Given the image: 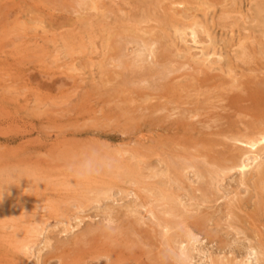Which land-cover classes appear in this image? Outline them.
Here are the masks:
<instances>
[{"label":"rangeland","instance_id":"1","mask_svg":"<svg viewBox=\"0 0 264 264\" xmlns=\"http://www.w3.org/2000/svg\"><path fill=\"white\" fill-rule=\"evenodd\" d=\"M80 1L0 0V264H264V0Z\"/></svg>","mask_w":264,"mask_h":264},{"label":"bare ground","instance_id":"2","mask_svg":"<svg viewBox=\"0 0 264 264\" xmlns=\"http://www.w3.org/2000/svg\"><path fill=\"white\" fill-rule=\"evenodd\" d=\"M79 1H80V0H78V2H79ZM82 1H83V0H82ZM206 1H207V0H206ZM80 2H81V1H80ZM80 2H79V3H80ZM96 2H98V1H96ZM81 3H82V2H81ZM81 3H80V4H81ZM90 3H91V2H90ZM98 3L100 4V1H99ZM91 4H92V5H91V8H92V9H96L97 6L100 7L99 4H98V5H95L93 1H92ZM179 5H180V4H179ZM204 6H205V5H204ZM156 7H157V5H156ZM102 9H103V8H102ZM104 10H105V9H104ZM257 10H258V9H257ZM96 11H97V12L99 11V13H100V9H99V10L96 9ZM101 11H102V10H101ZM99 13H98V14H99ZM102 13H103V12H102ZM227 13H228V12H227ZM229 13H230V12H229ZM259 13H260V11H259ZM262 13H263V11H262ZM94 14L96 15L97 13L95 12ZM256 14H258V13H256ZM82 15H83V14H82ZM85 15H87V14H85ZM105 15H106V14H104V16H105ZM172 15H173V14H172ZM93 16H94V15H93ZM99 16H100V15H99ZM99 16H98V22L100 23V21H99V20H100V19H99ZM101 16H102V15H101ZM101 16H100V18H101V21H102V18H103V19H105V18H104V17H101ZM107 16H108V15H107ZM169 16H170V15H169ZM256 16H257V15H256ZM88 17H89V16H88ZM146 17H147V16H146ZM186 18H187V17H186ZM225 18H226V17H225ZM144 20H145V19H144ZM196 20H197V19H196ZM258 21H259V19H258ZM261 21H262V20H261ZM166 22H167V21H166ZM170 22H171V21H170ZM196 22H197V21H196ZM96 23H97V20H96ZM102 23H103V22H102ZM164 23H165V21H164ZM164 23H163V24H164ZM167 23H168V22H167ZM175 23H176V22H175ZM193 23H194V22H193ZM232 23H233V22H232ZM88 24H89V23H88ZM92 24H93V23H92ZM100 24H101V23H100ZM107 24H109V23H107ZM120 24H122V23H120ZM169 24H170V23H169ZM194 24H195V23H194ZM194 24H193V25H194ZM94 25H96V24H94ZM94 25H93V26H94ZM104 25H105V24H104ZM126 25H127V24H126ZM195 25H196V24H195ZM99 26H100V25H99ZM102 26H103V25H102ZM110 26H112V25H110ZM115 26H116V23H115ZM122 26H123V25H122ZM122 26H121V27H122ZM166 26H167V24H166ZM166 26H165V28H166ZM232 26H233V25H232ZM104 27H105V26H104ZM106 27H107V26H106ZM117 27H118V26H117ZM168 27H169V26H168ZM186 27H187V26H186ZM186 27H183L184 30H185ZM190 27H191V26H190ZM97 28H98V23H97ZM100 28H101V27H100ZM107 28H108V27H107ZM137 28H138V27H137ZM162 28H163V27H162ZM177 28H178V25H177ZM193 28H194V27H193ZM193 28H191L190 30H191V34H192L193 37L195 38V35L197 34V32L194 30L195 28H194V29H193ZM204 28H205V26H204ZM107 30H108V29H107ZM112 30H113V29H112ZM136 30H137V29H136ZM161 30H162V29H161ZM167 30H168V29H167ZM177 30H178V29H177ZM196 30H197V28H196ZM110 31H111V30H110ZM115 31H116V30H115ZM230 31H231V30H230ZM92 32H93V31H92ZM105 32H106V31H105ZM184 32H185V31H184ZM124 33H125V32H124ZM126 33H127V32H126ZM135 33H137V32H135ZM160 33H161V32H160ZM109 34H110V33H109ZM129 34H130V33H129ZM129 34H128V35H129ZM131 34H133V32H132ZM137 34H139V33H137ZM182 34H183V33H182ZM209 34H210V33H209ZM128 35H126V36H128ZM134 35H135V34H134ZM126 36H125V37H126ZM137 36H138V35H137ZM161 36H162V35H161ZM196 36H197V35H196ZM103 37H104V35H103ZM129 37H130V36H128V39H127V40H129V39L131 38V37H130V38H129ZM139 37H140V36H139ZM139 37H138V38H139ZM245 38H246V37H245ZM247 38H248V37H247ZM199 39H200V38H199ZM108 40H109V39H108ZM127 40H126V42H127ZM139 40H141V39H136V40H134V41H139ZM194 40H195V39H194ZM118 41H119V40H118ZM122 41H123V39H122ZM134 41H133V42H134ZM152 41H153V40H152ZM243 41H245L244 38H243ZM246 41H247V39H246ZM246 41H245V42H246ZM119 42H120V41H119ZM126 42L124 41L125 44H126ZM139 42H140V41H139ZM141 42H142V41H141ZM150 42H151V41H150ZM155 42H156V41H155ZM127 43L129 44V42H127ZM131 43H132V42H131ZM209 43H210V42H209ZM211 43H212V42H211ZM213 43H214V42H213ZM243 43H244V42H243ZM250 43H251V42H250ZM125 44H124V45H125ZM128 44H127V45H128ZM146 44H147V43H146ZM155 44H156V43H155ZM105 45H106V44H105ZM124 45H122V46L119 47V48H120V51H121L122 49L124 50V47L126 46V45H125V46H124ZM147 45H148V44H147ZM150 45H152V43H151ZM211 45H212V44H211ZM215 45H216V44H215ZM243 45H245V43H244ZM233 47H234V46H233ZM241 47H242V45H241ZM132 48H133V47H132ZM143 48H147V47L144 46ZM158 48H159V47H158ZM206 48H207V47H206ZM242 48H243V47H242ZM125 49H128V48L125 47ZM148 49H149V48H148ZM140 50H141V49H140ZM145 50H146V49H145ZM252 50H253V49H252ZM252 50H251V51H252ZM127 51H128V50H127ZM138 51H139V50H138ZM148 51H150V50H148ZM212 52H213V49H212ZM215 52H216V51H215ZM246 52H248V50H246ZM150 53H151V51H150ZM207 53H208V52H207ZM216 53H217V52H216ZM241 53H242V52H241ZM122 54H123V53H122ZM124 54H125V52H124ZM124 54H123V56H124ZM138 54H139V53H138ZM152 54H153V53H152ZM244 54L246 55V56L244 55L245 58H246L248 55H247V53H245V52H244ZM248 54H249V53H248ZM190 55H191V54H190ZM216 55H217V54H216ZM123 56H122V57H123ZM125 56H126V54H125ZM140 56H141V55H140ZM244 56H241V57H244ZM213 57H214V56H213ZM133 58H134V57H133ZM140 58H141V57H140ZM142 58L145 59V58H147V57H145V58L142 57ZM167 58H168V57H167ZM248 58H249V56H248ZM115 59H116V58H115ZM118 59H119V58H118ZM126 59H127V58H126ZM138 59H139V57H138ZM124 60H125V59H124ZM124 60H123V61H124ZM244 60H245V59H244ZM110 61H111V60H110ZM155 61H156V60H155ZM247 61H248V60H247ZM253 61H254V60H253ZM126 62H127V61H126ZM142 62H143V60H142ZM197 62H199V61H197ZM118 63H120V62H118ZM127 63H128V62H127ZM133 63H134V61H133ZM135 63H136V62H135ZM135 63H134V64H135ZM156 63H157V62H156ZM156 63H155V64H156ZM191 63H192V62H191ZM194 63L196 64V62H193V64H194ZM200 63H201V62H200ZM200 63H199V64H200ZM107 64H108V63H107ZM134 64H133V65H134ZM161 64H162V63H161ZM195 64H194V65H195ZM141 65H142V64H141ZM166 65H167V64H166ZM196 65H197V64H196ZM228 65H229V64H228ZM231 65H232V64H231ZM136 66H137V65H136ZM125 67H126V66H125ZM127 67H128V66H127ZM129 67H130V66H129ZM140 67H141V66H140ZM165 67H167V66H165ZM181 67H182V66H181ZM247 67H248V66H247ZM166 69H167V68H166ZM170 69H172V68L170 67ZM170 69H169V70H170ZM175 69H176V68H175ZM152 70H153V69H152ZM157 70H158V69H157ZM157 70H156V71H157ZM230 70H231V68H230ZM154 71H155V70H154ZM159 71H160V70H159ZM164 71H165V70H164ZM152 73H153V72H152ZM157 73H158L157 75L160 74L159 72H157ZM142 74H143V72H142ZM145 74H146V73H145ZM137 75H139V74L137 73ZM121 76H122V75H121ZM127 76H128V75H127ZM159 76H160V75H159ZM168 76H169V75H168ZM244 76H245V75H244ZM138 77H139V76H138ZM145 77H146V76H145ZM233 77H234V76H233ZM124 78H125V77H124ZM124 78H123V79H124ZM126 79H128V78H126ZM139 79H140V78H139ZM131 81H132V80H131ZM142 81L145 82V80H142V78H141V82H142ZM225 81H227V80H225ZM240 81H241V80H240ZM107 82H108V81H107ZM143 82H142V83H143ZM222 83H223V82H222ZM106 84H107V83H106ZM178 87H179V86H178ZM217 87H218V86H217ZM222 90H223V89H222ZM249 95H250V94H249ZM225 97H226V96H225ZM248 97H249V96H248ZM263 97H264V96H263ZM188 98H189V96H188ZM227 98H228V97H227ZM256 98H260V97L257 96ZM247 99H248V98H247ZM250 99H251V98H250ZM261 99H262V98H261ZM227 100H228V99H227ZM231 100H232V99H231ZM231 100H230V102H231ZM254 100H258V99H254ZM122 102H123V101H122ZM232 102H233V101H232ZM232 102H231V103H232ZM256 102H257V101H256ZM260 102H261V101H260ZM233 105H234V104H233ZM238 105H239V104H238ZM255 105H256V103H255ZM196 106H197V105H196ZM227 106H228V105H227ZM197 107H198V106H197ZM156 108H157V107H156ZM259 108H261V107H258V109H259ZM262 108H263V110H264V107H262ZM158 109H159V108H158ZM189 109H190V108H189ZM233 109H234V108H232V110H233ZM247 109H248V108H247ZM222 110H223V109H222ZM240 110H241V109H240ZM261 110H262V109H261ZM140 111H141V110H140ZM193 111H194V110H192V113H193ZM200 111H201V110H198V112H200ZM235 111H237V110H235ZM241 111H242V110H241ZM154 112H155V111H154ZM201 112H202V111H201ZM201 112H200V114H201ZM243 112H244V111H243ZM124 113H125V112H123L122 115H124ZM126 113H127V112H126ZM196 113H197V112H196ZM196 113L190 115V117L192 118V116H195V115L197 116L198 113H197V114H196ZM206 113H207V112H206ZM233 113L235 114V112H233ZM250 113H251V112H249V115H250ZM255 113H256V111L254 112V114H255ZM128 114H129V113H128ZM208 114H211V113H208ZM208 114H207V115H208ZM246 114H247V112L245 113V115H246ZM247 115H248V114H247ZM252 115H253V114H252ZM200 116H201V115H200ZM127 117H129V116H127ZM130 117H131V120H130V121L132 122V120H134V119H132L134 116H133V117L130 116ZM211 117H212V116H211ZM260 117H262L261 114H260ZM124 118H125V117H124ZM188 118H189V117H188ZM166 119H167V118H166ZM260 119H261V121L257 119V122H258L257 124H256V122H254L255 125H251V127H250L251 129H250V128H249V130L247 129L248 132L246 131L245 135H243V132L240 131V132L242 133V135L244 136V138L246 139L247 146L249 145V148H250V149H254L253 151H254V154H255V155L253 154V155H252L253 157H250V158H252V159L247 158V160L249 159L251 162H252V161H255V159H257V157L259 156L258 153H255V152H257V151L259 152L260 150L262 151V153L264 152V121H262V118H260ZM128 120H129V119H128ZM128 120H127V121H128ZM210 120H212V119H210ZM151 121H152V120H151ZM157 121H158V120H157ZM226 121H228L227 118H226ZM253 121H254V120H253ZM212 122H213V121H212ZM217 122H218V119H217ZM232 122H233V121H232ZM137 123H138V121H137ZM218 123H221V122L219 121ZM218 123H215V124H218ZM223 123H226V122H223ZM215 124H214V126L212 125V127H215ZM130 125H131V124H130ZM233 125H234V124H233ZM248 125H250V124L248 123ZM166 126H167V125H166ZM210 126H211V125H210ZM220 127H221V126H220ZM231 127H232V126H231ZM238 127H239V126H238ZM238 127L236 126V129H237ZM245 127H246V125H245ZM136 128H137V127H136ZM215 128H216V127H215ZM221 128H222V127H221ZM203 129H204V128H203ZM231 129H232V128H231ZM238 129H240V128H238ZM238 129H237V130H238ZM213 130H214V129H213ZM233 130L235 131V129H233ZM233 130H232V131H233ZM237 130H236V131H237ZM240 130H241V129H240ZM242 130H243V129H242ZM171 131H172V129H171ZM221 131H222V130H221ZM209 132H210V131H209ZM210 133H211V132H210ZM210 133H209V134H210ZM232 133H233V132H232ZM188 134H189V133H188ZM212 134H213V133H212ZM214 134H215V135H216V134L219 135L218 132H217V133H214ZM223 134H224V132H223ZM226 134H227V133H226ZM226 134L224 135L225 137H226ZM230 134H231V133H230ZM234 134H235V133H234ZM220 135H221V133H220ZM235 135H236V134H235ZM238 135H239V133H238ZM240 135H241V134H240ZM240 135H239V136H240ZM242 135H241L240 139L243 138ZM189 136H190V135H189ZM221 136H222V135H221ZM228 136H229V135H228ZM229 137H230V136H229ZM229 137H228V138H229ZM232 137H233V136H232ZM201 138H202V137H201ZM193 139H196V138H193ZM229 139H230V138H229ZM240 139H239V140H240ZM245 139H244V140H245ZM244 142H245V141H244ZM212 143H213V140H212ZM127 144H128V143H127ZM257 147H260V148H257ZM229 148H230V147H229ZM238 149H239V148H238ZM259 149H260V150H259ZM243 150H244V149H243ZM237 151H239V150H237ZM241 151H242V150H240V152H241ZM248 151H249V150H248ZM250 151H251V150H250ZM250 151H249V152H250ZM204 152H205V151H204ZM233 152H234V151H233ZM127 153H128V154H127V158H126V160H131V159L133 158V154L130 153V152H127ZM207 153H208V152H207ZM230 153H231V152H230ZM246 153H247V152H246ZM252 153H253V152H252ZM234 154H235V153H234ZM259 154H260V152H259ZM68 155H69V154H68ZM249 155H251V154H249ZM74 156H75V155H74ZM204 156H205V155H204ZM225 157H226V156H224L223 159H225ZM245 157H247L246 154H245ZM245 157L242 156V158H245ZM69 158H70V157H69ZM237 158H239V157H237ZM242 158L240 157V160H238L237 163L232 164L231 166L227 165V167L229 166L228 169H231V170L233 169V170H234L236 167H238L237 169H242V170L245 169V168L247 169V166L249 165V162H246L245 159L241 160ZM71 159H72V158H71ZM199 159L201 160V158H199ZM227 159H228V158H227ZM258 159H259V158H258ZM67 160H68V159H67ZM72 160H73V159H72ZM137 161H138V160H137ZM90 162H91V161H90ZM143 162H144V161H143ZM143 162H142V161H139V162H138V166H133V165H132L133 163H131V164L129 163V164H128V163L126 162V164H128V166L131 165L132 168H131V167H130V168L128 167V169H126V171L124 172V173H126L124 176H126L127 174H129V176L132 175L131 177L134 178V181H135V180H139V178L141 177V176H140V173H139V172H140V167L142 166ZM178 162H179V161H178ZM178 162H176V163H178ZM196 162H197V159H196ZM199 162H200V161H199ZM205 162H206V160H205ZM205 162H203V163H205ZM210 162H211V161H210ZM229 162H230V161H229ZM231 162H232V161H231ZM256 162H257V161H256ZM123 163H125V162H123ZM170 163H171V160H170ZM174 163H175V162H174ZM190 163H191V162H190ZM192 163H193V162H192ZM203 163H201V164H203ZM260 163H261V162H260ZM95 164H96V163H95ZM100 164H101V163H100ZM100 164H99V165H100ZM147 164H148V163H147ZM180 164H181V163H180ZM184 164L186 165V163H184ZM196 164H198V163H196ZM221 164H222V163H221ZM251 164H252V163H251ZM261 164H262V163H261ZM99 165H98V166H99ZM135 165H136V164H135ZM187 165H188V163H187ZM208 165H209V164H208ZM98 166H97V167H98ZM125 166H126V165H125ZM168 166H169V162H168ZM171 166L173 167V164H172V165L170 164L169 167H171ZM182 166H183V164H182ZM192 166H193V165H192ZM195 166H196V165H195ZM195 166H194V167H195ZM225 166H226V165H225ZM95 167H96V166L94 165V168H95ZM126 167H127V166H126ZM154 167H155V166H154ZM188 167H189V166H188ZM194 167H192V169H194ZM227 167H226V168L224 167L222 170L227 169ZM252 167H255V165H253ZM261 167H262V166H261ZM101 168H102V167H101V165H100V168H98V169L101 170ZM123 168H124V167H123ZM182 168H183V167H182ZM185 168H187V167L185 166ZM185 168H183V169L185 170ZM190 168H191V167H190ZM216 168H217V167H216ZM95 169H97V168H95ZM154 169H156V168H154ZM159 169H160V168H159ZM159 169H158V170H159ZM179 169H181V168H179ZM218 169H219V168H218ZM164 170H165V169H164ZM175 170H176V169H175ZM216 170H217V169H216ZM225 171H226V170H225ZM225 171H223V174L226 173ZM238 171H239V170H238ZM243 171H245V170H243ZM252 171H253V170H251V172H252ZM150 172H151V171H150ZM155 172H156V171H155ZM161 172H162V171H161ZM161 172H159V173H161ZM182 172H183V171H182ZM215 172H216V171H215ZM218 172H221V170H220V171L218 170ZM156 173H157V172H156ZM162 173H163V172H162ZM187 173H188V172H187ZM221 174H222V173H221ZM223 174H222V175H223ZM245 174H247V173H245ZM152 175H153V171H152ZM154 175H155V174H154ZM154 175H153V176H154ZM156 175H159V174H156ZM160 175H161V174H160ZM162 175H163V174H162ZM182 175H183V174H182ZM208 175H209V174H208ZM225 175H226V174H224V176H225ZM247 175H248V174H247ZM127 176H128V175H127ZM129 176H128V177H129ZM163 176H165V175H163ZM244 176H245V175H244ZM103 177H104V176H103ZM175 177H176V176L174 175V178H175ZM213 177H214V176H213ZM246 177H247V176H246ZM255 177H256V180H257L258 182H259V181H260V182H261V181H264V166H263L261 169H258V170H257V172H256V174H255ZM152 178H153V177H152ZM174 178H172V179H174ZM208 178H209V177H208ZM210 178H212V177H210ZM216 178H217V177H216ZM221 178H222V177H221ZM1 179H2V178H1ZM176 179H177V178H176ZM214 179H215V178H214ZM219 179H220V178H219ZM7 180H8V179H7ZM122 180H123V179H122ZM178 180H179V179H178ZM187 180H188V179H187ZM221 180H222V179H221ZM237 180H238V179H237ZM4 181H5V180H4ZM4 181H3V182H4ZM59 181H60V180H59ZM173 181H175V179H174ZM238 181H239V180H238ZM246 181H247V179H245V180H242V179H241V180H240V182L243 183L244 185H245ZM0 182H1V181H0ZM8 182H9V181H8ZM8 182L5 181L4 184H7ZM135 182H138V181H135ZM194 182H195V181H194ZM125 183H126V182H125ZM127 183H128V182H127ZM192 183H193V182H192ZM256 183H257V182H256ZM256 183H255V184H256ZM262 183H263V182H262ZM1 184H2V183H1ZM4 184H2V185H4ZM133 184H134V183H133ZM214 184H215V183H214ZM218 184H219V183H218ZM243 184H242V185H243ZM257 184H258V183H257ZM8 185H9V184H8ZM39 185H40V184H39ZM155 185H156V184H155ZM211 185H212V184H211ZM246 185H247V184H246ZM9 186H10V185H9ZM148 187H149V186H148ZM164 187H165V185H164ZM217 187H219V186H217ZM258 187H260L259 184H258ZM261 187H262V186H261ZM263 187H264V186H263ZM263 187H262V188H263ZM110 188H111V187H109V189H110ZM135 188H136V187H135ZM169 188H170V187H169ZM64 189H66V188H64ZM260 189H261V188H260ZM43 190H44V188H43ZM92 190H93V189H92ZM144 190H146V189H144ZM152 190H153V189H152ZM155 190H156V189H155ZM158 190H159V189H158ZM262 190H263V189H262ZM84 191H85V190H84ZM109 191H110V190H109ZM159 191H161V189H160ZM159 191H156V193H157V192L159 193ZM131 192H132V191H131ZM149 192H150V191H149ZM153 192H154V191H153ZM90 193H91V192H90ZM151 194H152V193H151ZM153 194H154V193H153ZM160 194H161V193H160ZM162 194H163V192H162ZM261 194H262V193H261ZM263 194H264V193H263ZM165 195H166V194H165ZM179 195H180V194H179ZM127 196H128V195H127ZM160 196H161V195H160ZM167 196H169V194H167ZM189 196H190V195H189ZM153 197H154V196H153ZM171 197H172V196H171ZM171 197H170V198H171ZM181 197H182V196H181ZM76 198H77V197H76ZM76 198H75V199H76ZM161 198H162V197H161ZM163 198H164V195H163ZM172 199H173V198H172ZM195 199H196V198H195ZM263 199H264V196H263ZM37 200H38V199H37ZM164 200H166V198H165ZM182 200H183V199H182ZM160 201H161V200H160ZM180 201H181V200H180ZM152 202H153V201H152ZM152 202H150V203H152ZM167 202H169V201H167ZM172 202H173V201H172ZM178 204H179V203H178ZM47 205H48V204H47ZM169 205H170V203H169ZM169 205H168V206H169ZM106 206H107V205H106ZM160 206H161V205H160ZM178 206H179V205H178ZM185 206H187V205H185ZM198 206H199V205H198ZM200 206H201V205H200ZM257 206H258V205H257ZM19 207H20V206H19ZM146 207H147V206H146ZM187 207H188V206H187ZM64 208H65V207H64ZM107 208H109V207H107ZM132 208H133V207H132ZM148 208H149V207H148ZM99 209H100V208H99ZM111 209H112V208H111ZM198 209H199V208H198ZM260 209H261V208H260ZM106 210H107V209H106ZM172 210H173V208H172ZM194 211H195V210H194ZM196 211H197V210H196ZM77 212H78V211H77ZM77 212H76V213H77ZM131 212H132V211H131ZM171 212H172V211H171ZM76 213H75V214H76ZM165 213H166V212H165ZM165 213H164V214H165ZM14 214H15V212H14ZM189 215H190V214H189ZM189 215H188V216H189ZM106 216H107V215H106ZM106 216H105V217H106ZM108 216H110V215H108ZM61 217H62V215H61ZM110 217H111V216H110ZM110 219H112V218H110ZM75 220H76V219H75ZM77 220H78V218H77ZM108 221H109V220H108ZM198 221H199V219H198ZM67 222H68V221H67ZM77 222H78V221H77ZM18 223H19V222H18ZM58 223H60V222H58ZM61 223H62V222H61ZM170 223H171V222H170ZM203 223H204V222H203ZM63 224H64V223H63ZM79 224H80V223H79ZM26 225H27V224H26ZM192 225H193V224H192ZM196 225L199 227L198 231L201 232V230H202V221H200V222H199L198 224H196ZM200 225H201V226H200ZM259 225H260V224H259ZM194 226H195V225H194ZM24 227H25V226H24ZM167 227H168V226H167ZM195 227H196V226H195ZM232 227H233V226H232ZM254 227H255V226H254ZM31 228H32V226H31ZM45 228H46V227H45ZM169 228H170V227H169ZM35 229H36V227H35ZM35 229H34V230H35ZM166 229H168V228H166ZM233 229H234V228H233ZM235 229H236V228H235ZM162 230H163V229H162ZM240 230H241V229H240ZM71 231H72V229H71ZM236 231H237V230H236ZM192 232H193V231H192ZM238 232H239V230H238ZM256 232H257V231H256ZM62 233H63V231H62ZM193 233L196 234L195 232H193ZM203 233H204V231H203ZM257 233H258V232H257ZM191 234H192V233H191ZM191 234L188 233V237H190ZM244 234H246V232H244ZM189 235H190V236H189ZM192 235H193V234H192ZM257 235H259V234H257ZM46 237H47V236H46ZM194 237H195V236H194ZM194 237H193V240H194ZM196 237H197V236H196ZM206 237H208V236H206ZM209 237H210V236H209ZM209 237H208V238H209ZM259 237H260V236H259ZM247 238H248V237H247ZM24 239H25V238H24ZM259 239H260V238H259ZM196 240H197V239H196ZM257 240H258V239H257ZM47 241H48V240H47ZM197 241H198V240H197ZM210 241H211V240H210ZM251 241H252V240H251ZM258 241H259V240H258ZM137 242H138V241H137ZM184 242H185V241H184ZM184 242H183V243H184ZM198 242H199V241H198ZM259 242H260V241H259ZM194 243H195V242H194ZM260 244H261V243H260ZM25 245H26V244H25ZM171 245H173V244H171ZM181 245H182V244H181ZM255 245H256V244H255ZM261 245H262V244H261ZM31 246H32V245H31ZM190 246H191V245H190ZM256 246H257V245H256ZM27 247H28V246H27ZM182 247H183V245H182ZM188 247H189V246H188ZM254 247H255V246H254ZM256 248H257V247H256ZM30 249H31V248H30ZM251 249H253V248H251ZM254 249H255V248H254ZM182 250H183V249H182ZM183 251H185V249H184ZM183 251H182V252H183ZM253 251H255V250H253ZM25 252H26V251H25ZM250 253H251V252L249 251V254H250ZM255 253H256V252H255ZM255 253H254V255H255ZM25 254H26V253H25ZM39 255H40V254H39ZM186 255H187V254H186ZM106 256H107V255H106ZM108 256H109V255H108ZM188 256H189V255H188ZM260 256H261V254H260ZM37 257H38V256H37ZM190 257H191V256H190ZM206 257H207V256H206ZM251 257H252V256H251ZM263 257H264V256H262V258H263ZM104 259H105V258H104ZM153 259H154V258H153ZM222 259H223V258H222ZM249 259H251V258H249ZM252 259H253V258H252ZM260 259H261V258H260ZM100 260H101V259H100ZM110 260H111V259H110ZM151 260H152V259H151ZM242 260H243V259H242ZM257 260H258V259H257ZM106 261H107V260H106ZM106 261H105V262H106ZM108 261H109V260H108ZM248 261H249V260H248ZM254 261H255V260H254ZM259 261H260V260H259ZM257 262H258V261H257ZM102 263H104V262H102ZM111 263H112V262H111ZM217 263H218V262H217ZM222 263H223V262H222ZM242 263H243V262H242ZM105 264H106V263H105Z\"/></svg>","mask_w":264,"mask_h":264}]
</instances>
